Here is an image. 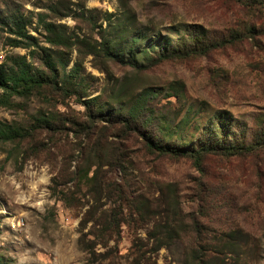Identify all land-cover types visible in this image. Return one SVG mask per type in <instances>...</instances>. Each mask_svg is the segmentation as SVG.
<instances>
[{"label": "rangeland", "instance_id": "obj_1", "mask_svg": "<svg viewBox=\"0 0 264 264\" xmlns=\"http://www.w3.org/2000/svg\"><path fill=\"white\" fill-rule=\"evenodd\" d=\"M6 14L32 40L0 25V64L23 57L49 84L0 104L1 125L25 131L0 140V264H192L233 230L246 237L223 264H264V0H0ZM211 43L224 45L202 52ZM104 47L141 52L144 68ZM170 49L188 56L153 62ZM145 89L150 123L138 129L152 139L196 146L220 122L214 141L257 152L206 156L201 171L149 154L112 123Z\"/></svg>", "mask_w": 264, "mask_h": 264}, {"label": "trees", "instance_id": "obj_2", "mask_svg": "<svg viewBox=\"0 0 264 264\" xmlns=\"http://www.w3.org/2000/svg\"><path fill=\"white\" fill-rule=\"evenodd\" d=\"M0 25L8 29L9 33L15 35L19 39H24L26 41L32 40L25 31L26 23L22 16H17L16 14L0 15ZM43 25L45 26V29L52 34L51 42H65V39L61 41L62 38L58 36L57 33L53 32L49 24L43 23ZM9 42H11L13 46L21 44V42L17 40L9 39ZM222 45H224V43H211L210 45L203 47L202 52H208L209 50L218 48ZM103 51L107 57L119 64L128 65L139 70L144 68L142 65L144 56L142 57L141 52L139 54L133 53L127 57L109 47H104ZM183 56H188V52L182 53L176 49H170L169 51L165 50V52H160L157 59L153 62L157 64L161 61ZM9 61L10 65L0 64V88L3 91V94L0 97V104H7L9 99L13 96L28 97L34 90H40L43 86L49 84V82H46L43 77L36 76L32 73L30 65L23 57H17ZM44 64L50 71L52 80L54 81L57 75L56 63L51 59V56H47ZM151 92V89H145L136 94L133 103L125 114L112 113L113 118L116 119L112 123L122 124L126 129L134 131L140 137L143 148L149 154L167 156L173 159L186 158L192 161L194 167L198 171H201L203 159L206 156H219L224 158L244 157L253 155L257 152L258 143H220L219 141H214L213 137L226 129V125L220 122L214 123L211 130L207 133L208 142L200 141L196 146L185 147L181 144L180 139H176L169 143L164 141V137H162L161 140L152 139L138 129H142L150 123L145 111L147 101L152 96ZM38 123L46 128L50 127V123L45 119H39ZM24 134L25 131L22 128L2 126L0 123L1 141L14 142L21 139ZM210 135H212V137ZM171 136V134H168L169 138ZM179 138H181V136H179ZM166 230L169 232V234L166 235V238H168L173 234V229L168 227ZM196 232L198 233V231ZM245 237L246 236L239 230L221 233L220 237L217 238V242H219L218 245L207 249V251L205 248L202 249V247H198L199 251L196 250L190 254L192 262H194L192 264H207L205 259L207 258L208 252L214 254V260L217 261L216 264H223V261L220 259L223 257V248L228 247L232 250L233 254H236L239 247L238 242Z\"/></svg>", "mask_w": 264, "mask_h": 264}]
</instances>
